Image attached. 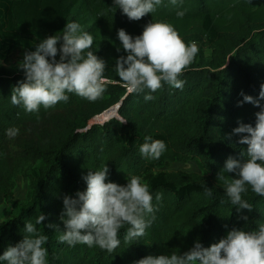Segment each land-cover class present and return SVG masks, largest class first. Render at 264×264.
<instances>
[{"label": "trees", "instance_id": "1", "mask_svg": "<svg viewBox=\"0 0 264 264\" xmlns=\"http://www.w3.org/2000/svg\"><path fill=\"white\" fill-rule=\"evenodd\" d=\"M2 1L9 3L11 26L25 38L59 37L67 23H78L93 36L89 50L105 61L109 83L95 102L66 93L67 102L28 113L10 97L26 79L23 70L0 67V207H12L0 222V255L24 239L26 222L48 237V264H136L148 255L183 254L197 240L210 247L233 229L258 231L264 223V197L246 185L242 198L253 209H238L218 176L229 157L247 159L242 155L247 145L238 143L240 135H232L233 129L241 123L255 126V113L261 110L252 103L239 104L241 93L264 107L259 98L264 84V0H177L176 5L162 0L155 12L138 21L129 20L114 0ZM178 11H185L183 18L177 17ZM152 20L172 24L185 43H197L199 52L179 77L185 82L182 89L164 83L155 93L145 89L127 94L114 71L117 59L127 55L117 32L123 28L136 37ZM149 94L154 99L145 101ZM106 111L104 123L89 126ZM121 119L126 122L121 124ZM12 127L19 134L10 139L6 133ZM146 136L166 144L159 159L141 156ZM192 161L202 173L164 170ZM105 165L110 182L126 185L127 177H141L153 196L155 219L137 240L125 242L129 226L122 228L121 244L112 253L96 245L61 243L63 197L86 191L83 177ZM225 176L238 178L234 172ZM17 179L25 185L20 204L12 201ZM209 189L211 196L206 194ZM157 194H162L160 200ZM41 214L46 218L36 224Z\"/></svg>", "mask_w": 264, "mask_h": 264}, {"label": "clouds", "instance_id": "2", "mask_svg": "<svg viewBox=\"0 0 264 264\" xmlns=\"http://www.w3.org/2000/svg\"><path fill=\"white\" fill-rule=\"evenodd\" d=\"M162 0H114L129 20L138 21L149 13L156 11ZM176 5L177 0H170ZM177 17L183 18L185 11H178ZM125 56H120L114 71L123 82L127 94L140 93L145 89L157 92L166 83L182 89L184 81L179 77L194 61L199 52L195 41L185 43L174 26L165 21L148 22L142 34L132 37L123 28L117 32ZM59 44V47H58ZM94 38L81 29L76 22L67 23L61 36L52 35L42 39L35 51L25 53L19 62L26 79L14 87L11 103L22 106L28 113L39 112L41 106L49 109L59 102H67L66 93H75L89 102H95L106 91V63L89 50ZM117 51H120L118 48ZM59 55V60L56 59ZM0 60V64H2ZM244 102L260 107L255 113V126L241 123L233 129L232 135H240L238 143L247 145L244 162L229 157L218 179L225 181L226 194L238 209H253L252 205L242 198L247 191L246 185L257 195L264 197V107L259 100L241 93ZM259 98L264 99V84L261 85ZM145 101L154 99L145 95ZM39 119V117H37ZM126 120L121 119L123 124ZM7 136L15 138L19 129H7ZM243 134V135H241ZM229 139L231 136L228 137ZM139 151L142 157L159 159L166 150L161 140L144 137ZM109 169L105 165L99 170H89L83 177L86 191H78L75 198L63 197V211L60 219L65 231L59 236L61 243L69 246L85 244L96 245L112 253L121 240L119 231L127 227L125 242L137 240L145 235L151 225L155 208L153 196L141 177H127V184L120 185L108 181ZM235 173L238 178L225 176ZM211 196V190L206 192ZM162 194H157L156 200ZM152 215V219H146ZM41 214L36 224L45 220ZM247 220V217H243ZM48 227H55L49 224ZM48 237L38 233L37 228L26 222L24 239L15 246H9L0 261L6 264H48V252L44 247ZM136 264H264V223L258 231L233 229L226 238L210 247H204L198 240L194 246L183 254L148 255Z\"/></svg>", "mask_w": 264, "mask_h": 264}, {"label": "rangeland", "instance_id": "3", "mask_svg": "<svg viewBox=\"0 0 264 264\" xmlns=\"http://www.w3.org/2000/svg\"><path fill=\"white\" fill-rule=\"evenodd\" d=\"M43 38H25L20 36L9 22V3L0 0V67L7 70H20L19 62L23 60L25 53L35 51V46ZM208 54V51H206ZM93 120L91 123H95ZM100 123L99 121H97ZM165 171H183L187 173H202L195 161L184 165H171ZM25 198V185L21 179H17L13 190L12 201L20 204ZM12 213L10 205L0 207V222Z\"/></svg>", "mask_w": 264, "mask_h": 264}, {"label": "water", "instance_id": "4", "mask_svg": "<svg viewBox=\"0 0 264 264\" xmlns=\"http://www.w3.org/2000/svg\"><path fill=\"white\" fill-rule=\"evenodd\" d=\"M116 108H117V107H116ZM116 108H114L113 111H112V112H114V115H115V110H116ZM106 112H108V111H106ZM106 112H105V113H106ZM103 114H104V113H103ZM113 117H114V116H113ZM113 117L108 118L106 121H108L109 119H111V118H113ZM94 120H96V118H95ZM94 122H95V123H90L89 126L92 125V124H102V123H104V122H102V123H101V122L98 123L97 121H94Z\"/></svg>", "mask_w": 264, "mask_h": 264}, {"label": "bare ground", "instance_id": "5", "mask_svg": "<svg viewBox=\"0 0 264 264\" xmlns=\"http://www.w3.org/2000/svg\"><path fill=\"white\" fill-rule=\"evenodd\" d=\"M106 115H107V112L102 114V115H100L99 117H97L96 120L101 122V121H103L105 119Z\"/></svg>", "mask_w": 264, "mask_h": 264}]
</instances>
